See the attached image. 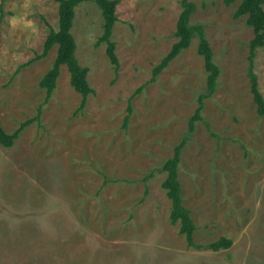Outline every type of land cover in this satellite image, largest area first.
Here are the masks:
<instances>
[{"label":"rangeland","instance_id":"1","mask_svg":"<svg viewBox=\"0 0 264 264\" xmlns=\"http://www.w3.org/2000/svg\"><path fill=\"white\" fill-rule=\"evenodd\" d=\"M192 1L191 24L205 26L221 69L192 134L209 75L199 39L152 82L177 41L180 0L118 1V71L107 44L97 45L101 10L92 2L76 9L77 57L94 89L82 111L66 67L45 103L39 84L57 48L33 61L58 30V2L5 1L0 126L12 134L42 112L13 147L0 145V264H264V118L248 75L255 34L247 16H235L241 1ZM255 73L264 95V48ZM182 142L179 175L195 242L227 236L229 249L191 248L171 223L160 169Z\"/></svg>","mask_w":264,"mask_h":264},{"label":"trees","instance_id":"2","mask_svg":"<svg viewBox=\"0 0 264 264\" xmlns=\"http://www.w3.org/2000/svg\"><path fill=\"white\" fill-rule=\"evenodd\" d=\"M6 0L0 4L1 20H3L4 6ZM59 6V27L58 30L51 29L42 54L37 55L33 61L45 58L55 47L57 53L50 70L44 75L40 81V87L46 91L47 103L57 88L58 80L61 76V70L66 67L70 74V84L77 93L82 96L80 110L82 111L87 103L88 97L94 93V89L88 81L89 68L80 64L77 57V43L73 35V27L76 17V9L83 3L92 2L98 6L102 12L104 19V32L99 38L97 45L101 43L107 44V54L115 66L116 71L119 69V59L116 54V44L113 41L114 27L118 21L117 7L119 0H56ZM182 11L180 13L175 37L177 41L173 44L171 51L163 58V60L153 69L152 82L156 81L158 76L175 60L184 50L188 49L192 41L197 37L199 39L198 52L204 58L205 67L208 72L206 92L199 95V107L195 114L189 120V132L195 130L196 122L202 120V111L204 109V99L211 97L218 88L221 69L214 60L215 54L212 46L205 34V26L203 24H191V18L196 11V4L192 0H180ZM241 1L236 11V17L247 16V23L253 28L254 38L250 42V56L248 75L251 84V94L257 108L259 117L264 118V95L262 94L258 76L255 73V59L260 48H264V0H226L227 4ZM130 114L132 108L130 107ZM42 110L39 109L38 114L33 118L22 123L19 128L12 134H8L4 128L0 126V145L5 148L14 146L15 141L21 133L36 121H40ZM130 116L125 118V127L128 125ZM185 142L178 145L174 149L173 156L166 159L160 171L166 173L167 177L162 183L163 189L167 191V196L172 203L170 220L172 225L179 224V233L186 238L188 246L194 249H206L213 252H220L229 249L233 245V241L227 236H222L214 242L207 245H199L195 242V232L197 227L192 217V211L186 207L185 198L183 196V188L180 181V164L181 151ZM153 174L149 175L152 178ZM108 182V180H107ZM147 193V192H146ZM147 195V194H146Z\"/></svg>","mask_w":264,"mask_h":264}]
</instances>
